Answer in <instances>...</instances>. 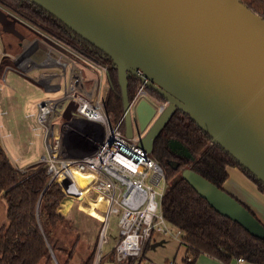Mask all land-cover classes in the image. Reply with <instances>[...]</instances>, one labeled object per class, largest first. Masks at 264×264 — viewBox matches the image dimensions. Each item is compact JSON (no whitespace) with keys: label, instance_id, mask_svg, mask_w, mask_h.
I'll list each match as a JSON object with an SVG mask.
<instances>
[{"label":"water","instance_id":"95a60500","mask_svg":"<svg viewBox=\"0 0 264 264\" xmlns=\"http://www.w3.org/2000/svg\"><path fill=\"white\" fill-rule=\"evenodd\" d=\"M29 1L114 61L128 140L134 138L130 74L165 100L155 124L148 131L149 121L141 127L146 132L137 143L141 149L151 153L155 138L179 110L264 184V19L258 14L240 0ZM17 25L67 53L0 7L2 32L14 36L21 47L27 37ZM144 108L151 109L146 100L138 106L139 115ZM74 110L71 104L64 118H70ZM168 146L175 155L194 162L181 142L171 140ZM169 165L216 212L264 240L263 223L235 197L190 167L181 168L178 161ZM75 179L81 191L93 182L79 174ZM62 184L69 195L78 194L68 179L63 178Z\"/></svg>","mask_w":264,"mask_h":264},{"label":"trees","instance_id":"16d2710c","mask_svg":"<svg viewBox=\"0 0 264 264\" xmlns=\"http://www.w3.org/2000/svg\"><path fill=\"white\" fill-rule=\"evenodd\" d=\"M240 1L264 19V0ZM0 6L12 10L30 26L107 68L109 90L104 99L105 110L114 125L122 121L120 129L125 133L122 91L114 61L29 0H0ZM141 85L138 78L128 75L130 101ZM147 93L160 103H165L155 91L147 89ZM171 140H177L188 148L195 158L194 162L172 153L168 146ZM150 156L161 166L166 180L178 175L179 171H174L169 165L170 161H178L181 168L190 167L224 190L223 186L229 178L228 169L237 167L264 193L262 182L214 143L188 114L179 110L155 138ZM47 170L48 165L44 163L19 170L11 161L0 137V197L5 199L8 220V224L0 227V264H53V256L61 251L58 232L63 228L75 233L73 241L68 242V258L64 264H69L76 253L75 249L80 246L82 235L75 230L78 229L77 219L75 216L74 219L66 218L61 213L65 195L60 185L49 184ZM161 209L168 223L182 232L181 245L185 248L186 256L193 257L189 264H195L201 255L217 259L223 264H231L238 259L248 264H264V240L253 237L239 224L216 212L181 177L166 190ZM99 223L101 230L102 223ZM94 254L92 252L83 264H93ZM111 258L116 263L115 248ZM137 261L131 259L126 264H136Z\"/></svg>","mask_w":264,"mask_h":264},{"label":"built area","instance_id":"2783aa9c","mask_svg":"<svg viewBox=\"0 0 264 264\" xmlns=\"http://www.w3.org/2000/svg\"><path fill=\"white\" fill-rule=\"evenodd\" d=\"M49 38L61 45L67 53L35 36L23 40L20 54H6L15 65L13 70L23 76H28L31 71L39 68L61 69L46 70L36 79L46 89L45 98L38 104L36 120L37 130L42 131L46 148L40 163L48 165L49 184L60 185L65 200L71 198L75 202L84 203L93 193L102 197L106 208L102 209L104 211L98 218L102 223L99 256L104 245L108 243L109 221L113 215L119 216L120 239L115 246L117 264L141 259L145 246L156 235L172 236L182 243V232L169 224L162 214L161 203L166 192L163 169L149 153L138 146V138L131 139L134 144L129 143L120 129L122 121L117 125L113 124L105 110V97L100 99V79L94 80L91 89L87 88L80 67L83 55ZM41 44L49 51L45 60L38 63L33 56ZM54 53L57 56H53ZM108 90L107 86L106 94ZM59 91H63V94L58 98L48 96V93ZM146 95L147 90L143 85L140 86L131 105L140 103ZM71 104L75 106V110L66 119L64 113ZM164 104L159 106V112L165 108ZM58 115L63 116L59 126L54 124ZM87 127L88 138L80 135V130ZM71 132H77V135L88 140L87 153L83 156L72 157L65 153V138ZM76 174L93 178L85 191L77 186ZM63 178L74 184L79 191L77 195L67 193L62 184ZM161 185L163 187L159 193L156 188ZM82 193H86V197L81 199ZM186 259L189 263L193 261H190L188 255ZM237 262L243 263L244 260L238 259Z\"/></svg>","mask_w":264,"mask_h":264},{"label":"rangeland","instance_id":"374dc122","mask_svg":"<svg viewBox=\"0 0 264 264\" xmlns=\"http://www.w3.org/2000/svg\"><path fill=\"white\" fill-rule=\"evenodd\" d=\"M0 61L2 59V53H5L15 56L20 54L22 51L21 47L19 48L18 40L11 35H5L0 29ZM23 32V31H22ZM26 37L32 39L35 35L32 32H24ZM5 40H4V38ZM2 44V45H1ZM49 49H47L44 45H40L37 52L34 54V59L41 63L45 60V57L48 53ZM4 53V54H5ZM57 56L56 53L53 56ZM80 67L83 72V76L86 80V85L88 89L92 88L94 80L100 79V99L106 96V90L108 86L107 75L103 71L102 67L94 63L92 60L82 57ZM0 63V71L2 73V77L0 78V112L7 111L8 104L10 102L22 103L23 107V116L32 112L34 114L37 113L38 104L45 98L46 89L36 81L39 75L46 70H58L61 71L59 67L55 68H39L34 69L29 73L28 76L20 75L19 73L13 70L14 63L8 58ZM63 94V91H59L56 93H48V96L51 98H58ZM11 96V97H10ZM10 97V98H9ZM146 102L150 108H144L141 110L140 115L134 113L137 111L134 107H131L132 121L135 127L134 137H143L144 134H139L137 130V123L140 121L142 123L148 122L147 131L155 124L161 113L159 112V106L162 104L156 100V98L149 96L146 97ZM15 101V102H14ZM138 107V106H137ZM132 109L133 112H132ZM14 111V110H13ZM8 109V117L12 115V112ZM63 121V116L58 115L54 124L59 126ZM27 131H23L21 136L9 138V142L5 141L7 144V150L9 152V156L13 162V164L21 171L27 170L32 166H35L40 163H35L41 156L46 153V148L44 145L43 133L41 130H36L38 126L36 117L31 119L28 122ZM35 130H33V128ZM89 127L82 128L80 130V135L86 136L88 138ZM9 127L7 126L6 130H3V134H6L9 131ZM25 130V129H24ZM77 132H71L66 138L64 143L65 153L68 156L78 157L83 156L87 153L88 148V140L79 135ZM15 139H18L16 141ZM15 140V141H14ZM14 141V142H12ZM15 143V145L13 144ZM130 144H134L135 142L129 140ZM5 144V145H6ZM181 174L178 173L177 176H174L170 180L167 179L165 181L166 190L179 178ZM156 188V191L161 193V188ZM86 197V193L81 194V199ZM160 198L158 197V200ZM101 203V205H100ZM100 206V207H99ZM6 202L5 199L0 197V227L8 224L7 213H6ZM105 203L102 200V197L96 193L91 194L84 203H78L73 201L71 198H67L63 201L62 206L60 208L61 213L64 214L66 218L74 219L73 216L76 217L77 222L76 225L78 229H75L76 232H81V241L80 246L75 249L76 253L73 259L69 262V264H83L87 257L94 252V263L93 264H116L111 261V252L117 245L120 239V229L118 226L119 216L113 215L109 221L108 231H107V239L108 243L104 245L102 248V254L98 255V246H99V230L100 223L97 220L105 209ZM69 211L67 212V210ZM77 209V210H75ZM101 209V210H99ZM76 211V212H75ZM76 215H75V214ZM99 213V214H98ZM60 235V252L56 253L55 259L53 257V264H64L67 255V248H69V243L72 242L75 236L73 231H70L67 228H63L58 232ZM154 239H159V241H163L164 244L161 246H157L156 248H152L150 245L149 248L146 249L148 243L144 248V254L141 259L137 261L136 264H189L186 259V253L184 246L181 245L180 241L172 236H162L156 235ZM62 241V242H61ZM55 255V254H54ZM58 257V259H57ZM190 261L193 260L192 256H189ZM186 260V261H185ZM140 261V262H139ZM185 261V262H184ZM195 264H221L219 261L209 258L207 256H201Z\"/></svg>","mask_w":264,"mask_h":264},{"label":"crops","instance_id":"0c3cea01","mask_svg":"<svg viewBox=\"0 0 264 264\" xmlns=\"http://www.w3.org/2000/svg\"><path fill=\"white\" fill-rule=\"evenodd\" d=\"M5 38H4V40H5ZM18 44H19V42H18ZM0 48H1V46H0ZM5 52L6 51L4 48V52L2 53L3 56H2L1 61H4V59H5V57H4ZM5 54H7V53H5ZM1 61H0V63H2ZM1 75H2V73L0 71V78L2 77ZM8 107H9L8 109H10V111H13V110L14 111L12 112V115L10 116V118L8 117V109H7V111L0 112V137H1L2 144H3L7 154L9 155V152L6 148L7 144L5 143L6 139L9 142V138H12L13 136L19 138L21 136V134L23 133V131H27L28 124H29L28 122H30L31 119L36 117V114L29 112V114H26L24 117L23 116L22 103H19V102H15V103L10 102V104H8ZM7 126L9 127L10 130L6 134H3V130H6ZM36 127H34L33 130H35ZM15 140L18 141V139H15ZM14 141H12V142H14ZM13 144L15 145V143H13ZM41 158H42V156L35 163H39ZM228 173H229V178L223 186L224 190L227 191L229 194L233 195L235 198H237L243 204H245L264 225V193L259 191L257 185L253 181H251L239 168L230 167L228 169ZM100 205H101V203H100ZM68 211H69V209L67 210V212ZM159 242H163V241H159V239H154L151 242V245H153L155 243H159ZM163 244H164V242H163ZM201 256H206V255H201ZM209 258H211V257H209ZM212 259H214V258H212ZM214 260H217V259H214ZM217 261H219V260H217ZM219 262L221 264H223L221 261H219ZM231 264H248V263H246V262L238 263L237 260H234L231 262Z\"/></svg>","mask_w":264,"mask_h":264},{"label":"flooded vegetation","instance_id":"af4514ba","mask_svg":"<svg viewBox=\"0 0 264 264\" xmlns=\"http://www.w3.org/2000/svg\"><path fill=\"white\" fill-rule=\"evenodd\" d=\"M6 13H8V14H11V15H13V16H15V17H17V18H19V19H21V20H23L22 18H20L19 17V15H17L15 12H13L12 10H10V9H8V8H6V7H3V6H0ZM24 21V20H23ZM25 22V21H24ZM25 23H27V22H25ZM28 24V23H27ZM29 25V24H28ZM17 27H18V29L19 30H21V32L23 31V33L24 32H29V30H27V29H24V28H22L21 26H19V25H17ZM32 27V26H31ZM34 28V27H33ZM0 29H1V27H0ZM36 31H38V32H40L41 34H43V35H45V36H47L46 34H44L43 32H41L40 30H38V29H36V28H34ZM0 33H1V31H0ZM36 36V35H35ZM49 37V36H48ZM83 55V54H82ZM4 57H6V58H8V60H10V58L6 55V54H4ZM83 57H85L84 55H83ZM87 58V57H86ZM91 60V59H90ZM93 61V60H92ZM94 62V61H93ZM94 63H96V62H94ZM97 64V63H96ZM97 65H99V64H97ZM100 67H102V69L104 70V68H103V66H101V65H99ZM104 72L105 73H107V71H105L104 70ZM109 85V84H108ZM142 86V85H141ZM147 96H149L150 98H152V96H150L148 93H147V95L144 97V98H142L141 100H140V103H141V101H143V99L144 100H146L147 98ZM134 100V99H133ZM132 100V101H133ZM148 100V99H147ZM157 100V99H156ZM132 101H130V102H132ZM158 101V100H157ZM160 102V101H159ZM140 103H138V104H135V105H131V107H134L135 109H138V107L137 106H139V104ZM133 110L134 109H132V112H133ZM134 113H137V111H135ZM133 114V113H132ZM133 122V121H132ZM146 123V122H145ZM145 123H142L141 121H140V123L138 124L137 123V130H138V132H139V134H143L142 132H141V127L143 126V124H145ZM133 127H134V124H133ZM147 129H148V126H147ZM146 129V130H147ZM134 130H135V127H134ZM138 139H140L139 137H137Z\"/></svg>","mask_w":264,"mask_h":264}]
</instances>
